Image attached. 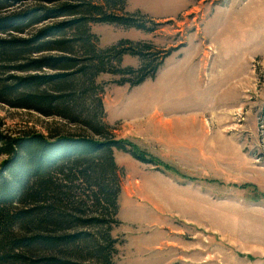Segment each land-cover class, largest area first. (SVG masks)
<instances>
[{"label": "rangeland", "instance_id": "374dc122", "mask_svg": "<svg viewBox=\"0 0 264 264\" xmlns=\"http://www.w3.org/2000/svg\"><path fill=\"white\" fill-rule=\"evenodd\" d=\"M123 7L112 9L138 12L150 27L90 22L99 47L129 40L147 64L164 60L135 86L117 82L132 72L96 78L104 135L153 159L114 149V264H264V0H126ZM145 62L128 52L113 64L138 70ZM0 124L13 134L89 133L4 103Z\"/></svg>", "mask_w": 264, "mask_h": 264}, {"label": "trees", "instance_id": "16d2710c", "mask_svg": "<svg viewBox=\"0 0 264 264\" xmlns=\"http://www.w3.org/2000/svg\"><path fill=\"white\" fill-rule=\"evenodd\" d=\"M125 3L0 0V103L89 131L13 134L0 124V264H114L108 225L118 207L114 149L153 159L128 140L104 135L96 78L132 72L117 82L135 86L153 77L164 60L147 64L129 40L99 47L90 22L150 27L138 12L112 9L123 11ZM128 52L146 64L138 70L115 67L114 60Z\"/></svg>", "mask_w": 264, "mask_h": 264}]
</instances>
